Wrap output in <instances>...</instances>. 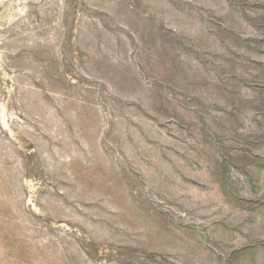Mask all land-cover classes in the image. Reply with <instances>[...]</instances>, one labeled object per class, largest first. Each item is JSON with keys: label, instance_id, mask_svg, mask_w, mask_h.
<instances>
[{"label": "rangeland", "instance_id": "374dc122", "mask_svg": "<svg viewBox=\"0 0 264 264\" xmlns=\"http://www.w3.org/2000/svg\"><path fill=\"white\" fill-rule=\"evenodd\" d=\"M0 264H264V0H0Z\"/></svg>", "mask_w": 264, "mask_h": 264}]
</instances>
